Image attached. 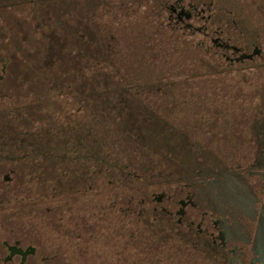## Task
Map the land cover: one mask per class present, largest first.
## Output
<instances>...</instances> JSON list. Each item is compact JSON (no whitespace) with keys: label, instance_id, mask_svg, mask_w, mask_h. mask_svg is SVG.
Returning a JSON list of instances; mask_svg holds the SVG:
<instances>
[{"label":"trees","instance_id":"16d2710c","mask_svg":"<svg viewBox=\"0 0 264 264\" xmlns=\"http://www.w3.org/2000/svg\"><path fill=\"white\" fill-rule=\"evenodd\" d=\"M130 3L18 0L7 6L21 15L6 12L0 34L6 68L0 164L22 183L29 176L26 185L41 181L47 188L55 178L68 184L78 177L74 190L131 177L156 190L204 168L253 160L254 139L237 97L226 98L225 88L218 93L203 66L210 56L171 20L162 24L157 4L132 15ZM167 9L162 5L160 14ZM197 81L211 95L200 98ZM201 101L206 109L198 108ZM211 118L223 119V127L202 131Z\"/></svg>","mask_w":264,"mask_h":264},{"label":"flooded vegetation","instance_id":"af4514ba","mask_svg":"<svg viewBox=\"0 0 264 264\" xmlns=\"http://www.w3.org/2000/svg\"><path fill=\"white\" fill-rule=\"evenodd\" d=\"M195 9L191 6L188 19L196 15ZM214 40L216 46L239 56L236 59L252 56L239 61L227 56L233 65L244 66L263 56L257 46L250 53ZM262 112L251 127L258 132L253 160L235 167L204 168L197 178L186 180L178 193L158 194L159 203L166 201L165 218L119 219L111 238L107 224L88 235L80 221L77 225L75 220L61 218L39 219L33 230L40 227L47 234L29 238L21 233L23 224L1 219L0 264H264ZM102 240H107L109 256L91 251V245Z\"/></svg>","mask_w":264,"mask_h":264},{"label":"rangeland","instance_id":"374dc122","mask_svg":"<svg viewBox=\"0 0 264 264\" xmlns=\"http://www.w3.org/2000/svg\"><path fill=\"white\" fill-rule=\"evenodd\" d=\"M130 1L132 3L128 5L127 13H132V15L140 12L139 7L157 4L154 8L159 14L158 17L161 15L162 24H167L168 20H171L170 23L173 26L175 24L178 26L177 30L190 36L189 41L201 51L200 53L204 52L210 56V64L205 63L203 66L209 70L210 75L215 76L218 86L214 88L218 89V93H222L223 88L227 89L226 92L223 91L226 98L231 95L238 98V102L237 98L235 99V106L239 110L238 113L245 117V124L249 125L248 137L255 139L258 132L257 129H254L253 132L251 127L254 120L259 118L264 110V0ZM15 2L17 3L18 0H0V8L4 9V11H0V34L6 28L3 19L6 12L10 14L9 18L21 15V12L16 8L7 9L8 5ZM165 4L169 9L160 14L161 7ZM191 6L197 8L195 9L197 12L192 19H188L187 15L191 14L189 12ZM199 30L207 32L210 36L199 32ZM218 38L223 43H230L250 53L257 46L263 52V56L253 63H245L244 66L239 63L233 65L227 60V56H230L233 61L239 56L233 54L232 51L227 53L222 49V46H216L213 39L218 42L216 40ZM3 68L0 63V81H4L6 68H4L5 71ZM204 73V70L199 72L200 75H204ZM202 82L203 80H201ZM196 83L193 85L197 90L196 93L202 96L203 92V97L200 98L211 95L205 92L206 86L203 84L201 86L199 81ZM198 104L201 105L198 108L206 109V104L203 101ZM214 113H222V110ZM222 116L224 119V115ZM223 119L211 118L207 124L202 125L201 130L220 128ZM26 178V182H31L29 176ZM192 178H197V175L190 179L184 178L182 184L175 186L171 185L174 181L161 183L162 185H158L159 189L156 190L145 187L141 182H136L131 177L124 179L120 184L118 183L119 185L108 179L100 187L97 185V181V183H93L92 188L81 186L74 190L73 187L81 184L78 177L69 180L68 184H66V178L60 180L55 178L50 182L49 187L42 188L39 185L41 181H38L37 184L33 180L36 182L33 187L31 184L26 185L24 178L22 183V179H17L15 173L8 172L5 166L0 164V220H15L19 222L16 224H23L21 233L29 238L47 234V231L40 227L33 230L32 225L38 224L39 219H71L75 220L77 225L80 221V224L85 226L84 229L88 235L96 233L101 225L107 224L110 227L109 237L111 238L116 235L112 228L119 223V219L154 220L165 218L163 208L166 206V201L159 203L156 196L162 192H166L168 196L178 193L179 188L185 185V181ZM164 184H166V188ZM122 185H127V187L123 188ZM130 203L132 205L127 206ZM152 230H154L153 227ZM91 251L107 256L111 253L107 240H102L99 244L93 243Z\"/></svg>","mask_w":264,"mask_h":264},{"label":"water","instance_id":"95a60500","mask_svg":"<svg viewBox=\"0 0 264 264\" xmlns=\"http://www.w3.org/2000/svg\"><path fill=\"white\" fill-rule=\"evenodd\" d=\"M183 13H184V12H183ZM187 17L189 18V14L187 15ZM215 42H216V41H215ZM234 49L238 51L237 48L234 47ZM244 57H245V58H249V59L252 58V56L247 55V56H242L241 58H237L236 60L239 61L240 59H244Z\"/></svg>","mask_w":264,"mask_h":264}]
</instances>
